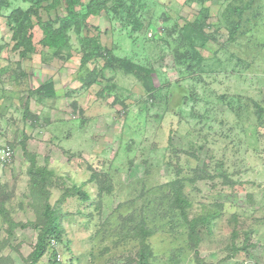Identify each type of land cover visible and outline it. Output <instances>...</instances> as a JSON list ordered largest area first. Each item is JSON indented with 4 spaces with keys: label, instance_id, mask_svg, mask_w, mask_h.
Listing matches in <instances>:
<instances>
[{
    "label": "rangeland",
    "instance_id": "374dc122",
    "mask_svg": "<svg viewBox=\"0 0 264 264\" xmlns=\"http://www.w3.org/2000/svg\"><path fill=\"white\" fill-rule=\"evenodd\" d=\"M122 1L128 9L130 0ZM138 1L142 20L103 13L84 32L130 69L105 57L82 65L73 32L68 58L55 57L34 19L35 50L20 57L7 16L29 3L9 0L1 11L0 201L15 223L37 220L27 174L34 157L55 174L52 205L66 188L87 194L67 198L59 211L62 241L53 252L61 261L49 248L38 264H138L132 229L141 221L153 232L148 264H196L186 225L168 209L167 184L179 177L190 218L220 214L201 231V258L264 264V115H255V104L264 109V0ZM64 14L40 11L43 21ZM196 19L204 22L201 38L182 34L198 82L174 53L184 40L178 28L198 26ZM49 82L53 96L34 92ZM6 147L13 154L3 163ZM37 235L32 227L9 235L0 215V264H26Z\"/></svg>",
    "mask_w": 264,
    "mask_h": 264
},
{
    "label": "trees",
    "instance_id": "16d2710c",
    "mask_svg": "<svg viewBox=\"0 0 264 264\" xmlns=\"http://www.w3.org/2000/svg\"><path fill=\"white\" fill-rule=\"evenodd\" d=\"M24 3H29V7L25 10L21 8L13 9L7 16L8 26L12 33L11 40L13 41V50L19 51L20 57H25L30 53H33L35 46L33 44V34L35 23L42 31V39L40 41L44 48L52 50L54 56L60 59H67L68 55L64 53V50L70 48V36L71 32L76 36L81 46V64L86 65L96 58L105 57L111 58L112 61L119 65H124L126 69H130L133 66L130 63L117 60L113 57L112 51L105 49L101 46L97 37H91L84 34L89 30L88 19L90 17H97L101 14H110L112 17L117 18L121 11L123 12V23H127L128 19L132 16L140 18V10H143V4L140 5L138 10H134L137 3H141L138 0H130L129 8L127 9L126 4L122 0H88L87 3H83L82 0H21ZM111 3V5H109ZM125 4V5H124ZM250 3L248 4V6ZM9 7V0H0V13L3 10H7ZM60 7L64 9V16L58 17L53 21H43L40 16V11L45 10L47 13L54 11ZM131 7V8H130ZM134 12H132V10ZM238 16L242 14L241 9H237ZM114 14V15H112ZM195 24H191L189 27L178 28L181 36L184 37L183 32L190 33L194 32V38L198 40L203 34V21H194ZM147 27L151 32H154L153 39L160 38L161 34L155 31L154 26L147 22ZM239 28V22L233 25L230 37H233ZM184 40L177 42V47L174 51L177 60L183 65H186V72L190 71V78L198 82L199 73L194 74L191 70L197 65L193 63L190 57V51L187 50L186 41ZM188 41H193L191 38ZM108 64V61H107ZM198 71V70H197ZM195 72V71H194ZM147 73H150L147 71ZM197 76V77H196ZM150 89V88H149ZM151 90V89H150ZM154 90V89H153ZM35 93L46 94L47 96H53L54 90L51 82L46 83L36 89ZM171 96V93H169ZM184 103V99L182 100ZM255 115L258 119H262L264 115V109L255 104ZM29 176L30 192L35 200V207L39 209L37 220L35 222H28L26 224H17L10 217L8 211L0 201V215L4 222L8 225L9 235L17 227L27 228L32 227L38 231L36 244L33 251L26 260V264H38L41 258L46 254L47 249L51 243V240L56 242L62 241V225L59 211L61 206L65 203L67 198L79 196L83 199L87 198L86 193H82L81 189L77 186L66 188L63 190L59 199L52 205L50 203L51 189L55 187L54 172L49 170L46 166L40 167L36 164L35 158H30V165L27 169ZM169 188V202L168 209L177 211L186 225L187 228V240L188 246L191 249L196 264H208L200 256L199 246L201 243V231L203 229H210L214 221L219 217L217 211H209L196 215L192 218L189 217V210L192 206L191 201L184 193V179L175 178L172 179L168 184ZM153 232L149 229L144 222L137 223L132 229V237L139 240L140 248L137 252L138 264H148V259L152 256L149 245L147 244L148 237L152 236ZM54 254V263L56 262V254Z\"/></svg>",
    "mask_w": 264,
    "mask_h": 264
},
{
    "label": "built area",
    "instance_id": "2783aa9c",
    "mask_svg": "<svg viewBox=\"0 0 264 264\" xmlns=\"http://www.w3.org/2000/svg\"><path fill=\"white\" fill-rule=\"evenodd\" d=\"M12 150L9 148V147H6L5 149L2 150L1 152V161L3 163H8L11 161V158H12ZM57 242L54 241V240H51V243L49 245V248H51L52 252L54 251L55 249V244ZM49 248L47 249L46 253L48 252ZM61 261V257L59 255H56V262H60Z\"/></svg>",
    "mask_w": 264,
    "mask_h": 264
}]
</instances>
